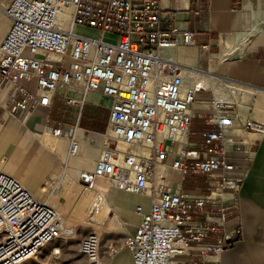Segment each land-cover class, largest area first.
Instances as JSON below:
<instances>
[{
  "label": "built area",
  "instance_id": "2783aa9c",
  "mask_svg": "<svg viewBox=\"0 0 264 264\" xmlns=\"http://www.w3.org/2000/svg\"><path fill=\"white\" fill-rule=\"evenodd\" d=\"M1 2L9 18L0 41L4 115L25 124L35 108H51L58 97L75 109V122L47 115L45 126L56 139L68 141L70 158L84 144V130L81 138L76 132L88 94L108 98L102 137L127 148H99L93 169L81 170L78 180L94 190L103 179L147 198V207L135 205L138 221L124 241L131 264H216L239 234L226 226L238 210L243 182V176L232 175L236 165L228 152L244 146L241 133L260 135L264 126L243 119L230 103L216 105L214 95L205 98L207 103L198 98L210 88L198 79L186 81L182 66L172 59L179 45L194 43L195 31L163 28L159 0ZM198 101L213 109L200 147L189 142ZM159 165L165 171L161 182ZM172 173L180 181L204 177L206 192L173 189ZM61 226L52 206L0 168V264L31 260L61 236ZM100 244L97 233L86 234L75 264H102Z\"/></svg>",
  "mask_w": 264,
  "mask_h": 264
},
{
  "label": "crops",
  "instance_id": "0c3cea01",
  "mask_svg": "<svg viewBox=\"0 0 264 264\" xmlns=\"http://www.w3.org/2000/svg\"><path fill=\"white\" fill-rule=\"evenodd\" d=\"M159 3L163 28L175 25L195 31L194 43L179 45L173 50L172 57H175L174 61L184 70L196 72L195 76L187 74L186 81L198 79L203 83L210 81L208 83L216 86V90L210 87V90L200 93L199 99L207 103L205 98L216 96L221 83L237 86L232 87V95L234 91L244 92L248 89L256 98L260 92H264V0H209L208 3L197 0H159ZM3 5L5 4L0 0V26L7 23L5 31L0 33V41L9 25ZM5 96L6 91L0 93V130L7 118L3 109ZM101 98L107 99L106 105L96 103ZM215 98L217 97L213 98V102ZM197 103L193 108L194 119L191 122L189 142L200 147L201 133L211 129L205 121L213 113V109ZM87 104L92 105L93 109L80 119L77 127L85 132V144L80 148L79 154L68 157V141L65 139L56 140L54 154H42L43 148L37 140V133L40 128L45 127L47 115L53 120L74 124L69 116L70 111L66 113L68 107L55 97L51 108H35L25 124L17 119L7 125L4 133L6 136L0 140V163L1 160L7 161L1 166L18 179L21 171L28 168V185L31 189L37 186L35 174L39 169L42 171L40 164L46 156L51 159L47 170L58 159L61 167H66L73 178H78L81 170L93 169L99 157L101 133L107 125L110 100L99 94L89 93ZM254 109V103L251 108L244 109L246 118L264 126V115L254 114ZM248 135L249 133L239 137L245 143L244 146L238 147L239 149L233 147L228 152L229 159L236 165L232 175L243 176V182L238 195V210L228 217L226 226L228 229H238L239 234L234 237L232 246L221 253L216 264H264V133L254 134L252 138ZM246 137L248 141H245ZM174 176L170 180L173 182V189L178 187L193 194H202L207 190L206 180L202 176L188 175L183 181L176 174ZM27 180L29 178L24 181ZM42 185L39 186L41 192ZM135 199L140 201L139 198ZM135 199H131L130 203L135 202ZM127 255L131 264L129 251Z\"/></svg>",
  "mask_w": 264,
  "mask_h": 264
},
{
  "label": "rangeland",
  "instance_id": "374dc122",
  "mask_svg": "<svg viewBox=\"0 0 264 264\" xmlns=\"http://www.w3.org/2000/svg\"><path fill=\"white\" fill-rule=\"evenodd\" d=\"M25 54H28V52L26 51ZM219 87H220V89L217 90L216 96L214 95V97H217L215 99H218V98H224L225 99L226 97H228L226 99L230 102V104L233 105L234 108L235 107L238 108L237 110L239 111V113L241 114L243 119L246 118V116H245L246 114L244 113V109L246 107L251 108L253 103H254V106L256 108L253 110L254 114L264 115V106H261L258 103V99H260L262 102V105H264V92H260L258 97L255 98L251 94L252 91L248 90V89H245V90H248L250 93L246 92L247 94H245V96H244L239 92V90L237 91V95H234V94L232 95V90H233L232 87L235 88L237 86L226 84V83H221L219 85ZM241 89H244V88H241ZM238 98L242 99L241 105H239V103H238ZM96 103L99 105H100V103L102 105H106L107 99H105V98L98 99L96 101ZM197 105H199V103H197ZM200 105H201V103H200ZM203 105H205V104H203ZM55 109H56V106L54 107V110L52 111V116H54ZM92 109H93L92 105L86 104L82 110L81 118H83L84 115L87 116ZM66 111H67L66 113H68L70 111L69 116H71V120L73 119L75 122V116H76L75 109L68 107V110H66ZM101 111H105V110L101 109ZM17 119L18 118L7 117L4 120V122L2 123L3 127H1V130H0V132H1L0 140H1V138L3 139L6 136V135H4V133L7 130V125H9V123L15 122ZM42 130H43V127L40 128V132ZM103 133L104 132H102L101 134H103ZM241 135H246V134L241 133ZM101 142H103L102 137H101ZM92 145H93V143H92ZM0 168L2 171L6 172L7 174H10V173H8L9 171H7L5 167H2L0 165ZM59 169H62L61 163L58 159H55L53 161L52 166L48 170L42 169V171H41V169H39V171H37V174H35V179H37V186H35L33 188V191H31L29 189L32 192V194L35 195V197L37 199L45 200L44 199L45 195L49 193L48 190L50 191V193L51 192L52 193H55V192L59 193L61 188L59 187L60 186V182L58 180L59 176L56 175L57 170H59ZM175 174L176 173L170 174L171 179L175 177L174 176ZM10 175L13 176L12 174H10ZM176 175L178 177V174H176ZM13 177L15 179H17L20 183H22L25 187L29 186L28 183L30 181V177H29V169L28 168L22 170L21 173L19 174V178L23 179L22 181L19 180L15 176H13ZM27 178H29V180H27L25 182L24 180H26ZM74 178H75V182H76V184H73V186H72V191H74V193L76 194L73 196L74 198H72V197L68 198V197H65L64 195L60 194L57 203L59 205L58 209L63 212L64 218L66 220L71 221L70 223L65 224V226L63 224V226L68 228V229H72V230L74 229L75 234H68V235H62L61 234V236L57 240H55L54 245L58 246L59 253H57L55 255H51L52 248H46L40 254H38V256L35 258V260H32V261L28 262L27 264H75V262L77 260L76 254H77V249L79 246V241L86 234L95 231V230H92L91 227L89 228L86 226V225H89V223H90L89 217L86 216V212L88 211V209L90 211H92L94 207H91L92 209L90 207L86 208L84 211V214H82L83 216L78 217V219L80 221L77 219V217L73 213L74 208L77 205L81 196H83L84 194L89 192L88 189L81 186V183L79 182L78 178H76V177H74ZM40 184L41 185L45 184V186H47L48 189L45 190L44 192H41V190L39 188ZM54 184H56L58 186H56ZM96 185L97 186L95 187V190L97 188H98L97 189L98 191L104 190V193H103L104 199L111 201V208L112 207L113 208H112V212L110 213V217L112 218V216L115 213L122 216V219L121 218H115L112 222L109 223L110 233L104 234L102 230L100 232V241H101L100 255H101V259H102V257H103V259H109V264H114L115 261H116V264H129V259H128V255H127L128 251L126 250V248L124 246V241H125V238L133 232L135 225L138 221V216L134 213V207L136 204H140V202H141L145 208V207H147L148 201L146 200L145 197L138 196V198L140 197L139 198L140 201L138 202L137 199H135V197H134L131 199H135V202L132 201V204H131L130 203L131 201L129 199V195H131V194L127 193V192H125L119 188H116L114 186V184L110 181L98 179L96 182ZM99 188H102V189L99 190ZM119 195L124 196V198L126 197L125 199L122 198L123 203H120V204H119L118 200L120 199L119 197H121V196H119ZM132 195H134V194H132ZM65 208H67V209L64 210ZM127 215L129 216L130 219L135 220V222H133V220L131 221V220L125 219L126 217H128ZM75 219H77V220H75ZM81 225H83V226H81ZM109 254H110V257H108Z\"/></svg>",
  "mask_w": 264,
  "mask_h": 264
},
{
  "label": "bare ground",
  "instance_id": "6f19581e",
  "mask_svg": "<svg viewBox=\"0 0 264 264\" xmlns=\"http://www.w3.org/2000/svg\"><path fill=\"white\" fill-rule=\"evenodd\" d=\"M60 17H62V15H60ZM8 20H9V18H8ZM6 27H7V23L1 24V26H0V33H3L5 31V29H6ZM218 56L220 57L221 55H218ZM172 58H173V60H176L174 56ZM183 72L186 75L187 74H189L191 76H195L196 75V72L190 71V70H184L183 69ZM199 81L201 83H203L201 80H199ZM208 82H210V81H208ZM208 82L204 81L203 84H204L205 88L212 87L213 90H216V86H212L211 83H208ZM246 92L250 93L248 90H244V92H240V93L245 96V94H247ZM234 94L237 95V91H234ZM226 98H228V97H226ZM225 99L224 98H218V99H216L214 101V103L216 105H218V104H225V103L229 104L230 102L227 99L226 100ZM241 101H242V99L241 98H238L239 105H241V103H242ZM258 103L261 106H264V105H262V102H261L260 99H258ZM81 135H82V131L81 130H78L77 131V137H79ZM249 136L252 138L255 135L254 134H249L248 137ZM248 137H246L245 141H248ZM37 138H38L37 139L38 142L40 143V145L43 148L42 149L43 150V153L42 154H54V152H55V144H56V140L57 139L51 133L49 127H46L45 126L41 132L37 133ZM79 138H81V137H79ZM109 141H110L109 139H106V138L104 139L103 138V142L98 145V148H103L104 149V148H108L111 145H114L115 147H117V148H119L121 150H125L127 148V146L125 144H123L122 142L113 141V143H112L111 141L110 142ZM89 144H90V142H89ZM50 160L51 159L48 156H46L43 159V161L40 164L41 165V168L43 170H46L49 167ZM6 161H7L6 159L5 160H1L0 165H2L3 163H6ZM61 168L62 169L57 170V174H56V175L59 176L58 180L60 182V186L59 187L61 188V190L59 189L60 190L59 193H56V192L55 193H52V192L50 193V191L48 190L49 193L45 195V198H44L45 200H43V201H46L50 206L54 207V209L58 212V216L60 218V221L62 222L61 223L62 224V226H61V234L62 235L75 234L74 229L72 230V229H68V228L64 227L65 224H68L71 221L70 220H66L64 218L63 212L58 209V206L59 205H58L57 201H58V198H59V195L60 194L64 195L65 197H68V198H71V197L74 198L73 196L76 195V194L74 193V191H72V186H73V184H76V182H75V179L73 178V176L71 175V173L69 171H67L64 167H61ZM157 173H158L157 180H158V182H161L160 175H162V174L165 173L164 168L159 165L158 168H157ZM168 182H170V180H168ZM54 185H56V184H54ZM29 186H27L26 188H28L31 191H33V189H31V187H29ZM56 186H58V185H56ZM41 187H42L41 189H42L43 192L48 189V187L45 186V184H43ZM102 188H99V190L102 189ZM97 189L96 190L94 189L92 191L91 190H88L89 191L88 193H86L83 196H81V198L79 199L77 205L74 208V212L73 213H74V215L78 219V217L83 216L82 214H84V211H85L86 208H88V207H90V208L91 207H94L92 211H90L88 209V211L86 212V216L89 217V221H90L89 225H86V226L89 227V228L91 227L92 230H95L93 232L97 233L98 236H99V238H100V232H101V230L103 231L104 234L110 233L109 223L112 222L115 218H121L122 219V216L119 215V214H117V213H115L112 216V218L110 217V213L112 212V208H113V207L111 208V201L104 199V197H103L104 190L98 191ZM119 196H121V195H119ZM134 197L135 198H138V195H132V194L129 195V199L130 200H131V198H134ZM119 198H120L118 200L119 204L120 203H123L122 198H124V196H121ZM146 200H147V198H146ZM66 209L67 208H65L64 210H66ZM77 219H75V220H77ZM125 219L131 220V221L133 220V219H130L129 216L126 217ZM133 222H135V220H133ZM63 224H64V226H63ZM81 226H83V225H81ZM54 242L48 244L43 250H45L46 248H52L51 255H55V254L59 253L58 246L57 245H54ZM110 254L108 255V257H110ZM37 256L33 257L31 260H28L24 264H27L28 262H30L32 260H35V258ZM102 264H109V259H103V257H102Z\"/></svg>",
  "mask_w": 264,
  "mask_h": 264
}]
</instances>
